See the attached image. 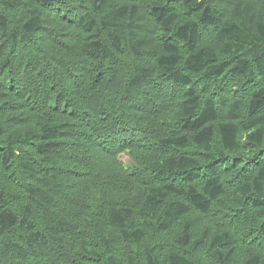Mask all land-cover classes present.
<instances>
[{"label":"trees","instance_id":"obj_1","mask_svg":"<svg viewBox=\"0 0 264 264\" xmlns=\"http://www.w3.org/2000/svg\"><path fill=\"white\" fill-rule=\"evenodd\" d=\"M0 264H264V0H0Z\"/></svg>","mask_w":264,"mask_h":264},{"label":"rangeland","instance_id":"obj_2","mask_svg":"<svg viewBox=\"0 0 264 264\" xmlns=\"http://www.w3.org/2000/svg\"><path fill=\"white\" fill-rule=\"evenodd\" d=\"M123 159H126V160H128L129 158L127 157V156H124V158Z\"/></svg>","mask_w":264,"mask_h":264}]
</instances>
